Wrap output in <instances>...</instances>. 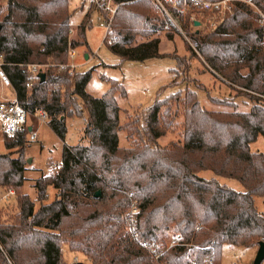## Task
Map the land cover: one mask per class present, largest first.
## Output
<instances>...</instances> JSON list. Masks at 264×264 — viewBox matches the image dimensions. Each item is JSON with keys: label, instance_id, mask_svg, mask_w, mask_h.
Listing matches in <instances>:
<instances>
[{"label": "trees", "instance_id": "16d2710c", "mask_svg": "<svg viewBox=\"0 0 264 264\" xmlns=\"http://www.w3.org/2000/svg\"><path fill=\"white\" fill-rule=\"evenodd\" d=\"M70 1L6 0L0 9L3 70L20 106L28 114L46 115L61 141L66 120L85 115L79 143L63 145L62 168L35 180L37 210L22 193L28 128L16 140L3 142L9 152L0 154V189L2 194L15 191L18 212L0 222V264H67L64 250L83 255L91 264H158L126 231L128 193L138 203V233L160 246L161 264H186L188 252L195 264H205L208 258L211 264H221L224 246L248 249L264 242V216L254 205V197L264 196V151L250 147L259 137L264 140V30L253 13L237 5L213 32L191 34L198 53L222 83L236 98L251 102L248 110L213 98L216 109L205 110L196 93L185 89L156 98L140 118L121 124L116 95L126 97L122 85L105 79L109 89L94 98L86 92L91 72L59 70L67 64L68 48L82 45L69 41ZM113 1L122 4L112 21L117 39L108 46L111 52L123 62L166 57L154 37L162 24L150 1ZM254 4L264 13V0ZM189 16L181 18L185 29ZM78 35L85 42L84 23ZM137 38L149 40L134 46ZM31 64L47 65L41 70L43 80L31 76ZM179 113L181 143L159 147L158 139ZM119 131L126 133V147L119 146ZM202 171L237 181L243 192L200 177ZM49 187L56 194L45 204ZM171 233L195 248L164 251Z\"/></svg>", "mask_w": 264, "mask_h": 264}, {"label": "rangeland", "instance_id": "374dc122", "mask_svg": "<svg viewBox=\"0 0 264 264\" xmlns=\"http://www.w3.org/2000/svg\"><path fill=\"white\" fill-rule=\"evenodd\" d=\"M5 3L6 0H0V9L5 6ZM89 4L90 0H71L69 3V13L71 15L69 29H72L73 33L69 34L68 31V36L70 35L71 41L82 44L75 49L77 55L75 59L76 68L71 73L91 72L86 92L94 98H100L109 89L110 85L105 79L115 80L124 87L126 97L120 98L116 95L117 104L120 108L119 118L121 124L126 121L134 122V120L140 118L141 113H145L153 105L156 98L162 100L180 90L183 93L185 89L193 90L196 93L200 106L205 110L216 109L211 103V98L234 102L239 110L244 111L250 108V101L241 97L236 98L235 92L229 90L222 83L221 77L207 66L200 54L199 56L195 54L187 42L173 32L161 31L154 36L159 38V51L161 54H165L166 57L143 62L121 61L108 48L111 44H107L106 41L103 42L105 30L99 26V23H101L99 12H103L96 10ZM253 15L255 16L254 13ZM83 23L86 29L85 42L78 35V27ZM183 29L187 35L191 36L189 26L188 29L184 27ZM167 33L172 36L171 39L167 37ZM206 33L211 32L205 28L202 29L201 34ZM148 40L137 38L133 45ZM85 56H87V60H85ZM46 66L44 65V67ZM3 91L6 93L4 99H12L13 94L9 90ZM1 92L2 90H0ZM2 100V97H0V101ZM173 108L175 107L173 106ZM84 120L85 117L82 115L67 119L65 139L61 141L49 128L47 122H40L36 114H30L27 117V124L37 130L38 139L36 142L24 145V158L31 160V163L26 164L27 170L24 173L25 181L22 193L27 194L29 199L34 202L35 210L39 207L34 188L35 180L41 175L51 173L54 169L53 165L61 160L63 145L72 147L79 143L85 128ZM182 122L183 117L179 113L165 136L158 139L157 144L159 147H167L170 143H181ZM118 137L119 146L126 147L128 145L126 133L119 131ZM250 147L253 152H262L264 151V140L259 137ZM8 152L0 144V154ZM13 156L17 157L15 153ZM199 176L204 179H215L219 184L225 185L236 192H243L242 186L237 181L215 176L210 171H202ZM2 192L3 190L0 189V222H8L18 212L17 199L13 197L8 203H5L1 198ZM55 194L56 191L49 187L47 189L48 199L45 204L52 202ZM254 205L257 211L264 216V196L254 197ZM256 252L257 246L248 249L224 246L221 264H253ZM63 253L67 264H91L83 255L71 254L67 250H64ZM261 264H264V261Z\"/></svg>", "mask_w": 264, "mask_h": 264}, {"label": "built area", "instance_id": "2783aa9c", "mask_svg": "<svg viewBox=\"0 0 264 264\" xmlns=\"http://www.w3.org/2000/svg\"><path fill=\"white\" fill-rule=\"evenodd\" d=\"M153 6L154 14L159 18L162 24L163 32H173L181 36L192 49V51L199 56L197 51V42L195 39L187 35L183 29V21L181 18L186 13H190L187 24L191 30L201 32L202 29H207L213 32L220 26L227 17L231 16L237 5H243L255 14V21L259 27L264 30V13L260 11L254 4V0H149ZM93 7L96 10L102 11L106 17L101 21L100 27L105 30L104 41L108 44H114L116 36L112 34V21L116 14V10L120 4H116L113 0H91ZM199 17V18H197ZM198 23V26H194ZM73 30L69 29V34ZM70 36V35H69ZM68 36V37H69ZM69 41H71L69 37ZM264 47V37L262 41ZM76 50L69 47L67 52V64L59 68V70L67 69L70 73L76 68L75 66ZM4 62L3 57L0 55V85L5 88H11L10 81L3 70ZM46 66V65H45ZM47 67V66H46ZM44 65L31 64L27 68L32 77L41 74V70L45 69ZM32 81L26 84L27 87L31 86ZM28 114L23 107L17 102L16 97L12 99H3L0 101V141L16 140L19 134L28 128L27 117ZM40 122H48V118L42 112L36 113ZM29 129V128H28ZM38 139L37 130L30 128L25 138L26 144L36 142ZM63 166L62 161H58L53 165L55 170L61 169ZM15 195L14 190H8L2 194V201L8 203ZM129 205L124 216L126 231L131 234L135 242L145 251L151 254L153 260L160 263L163 256V251L160 246L151 244L144 241L137 230V216H138V203L131 193L127 194ZM198 230V228H196ZM172 247H188L193 249L190 244H183L180 242V236L176 233H171L164 251H168ZM188 252L185 256L186 264H195L191 254ZM205 264H211V259L208 258Z\"/></svg>", "mask_w": 264, "mask_h": 264}, {"label": "water", "instance_id": "95a60500", "mask_svg": "<svg viewBox=\"0 0 264 264\" xmlns=\"http://www.w3.org/2000/svg\"><path fill=\"white\" fill-rule=\"evenodd\" d=\"M198 23H195L194 26H198ZM41 80L44 79V74H39L38 76ZM30 131V128L28 129ZM28 164L31 163V160H28ZM99 196V193L96 194V197ZM264 261V242H260L257 246V252L253 264H261Z\"/></svg>", "mask_w": 264, "mask_h": 264}, {"label": "crops", "instance_id": "0c3cea01", "mask_svg": "<svg viewBox=\"0 0 264 264\" xmlns=\"http://www.w3.org/2000/svg\"><path fill=\"white\" fill-rule=\"evenodd\" d=\"M89 6H93V4L91 3V0H90V4H89ZM100 13V15H101V17H102V13L101 12H99ZM100 16H99V18H100V22H101V19L102 18H105V17H102L101 18ZM99 26H100V23H99ZM103 42H104V39H103ZM108 44V43H107ZM113 45V44H112ZM76 58H77V55H76ZM88 58H87V56H85V60H87ZM0 90H2V92L0 93V97H2V99H4L5 97H4V95L6 94L3 90H9L12 94H13V97L12 98H15V92H14V90H13V88H12V86H11V88H5V87H2L1 85H0ZM11 99V98H10ZM82 116H84L85 117V115L83 114ZM69 119V118H68ZM85 121V120H84ZM28 128H32L31 126H28ZM0 144H2L3 145V142H1L0 141ZM3 147H4V145H3ZM4 149H5V147H4ZM6 150V149H5ZM4 154V153H3ZM28 162V161H27ZM27 169V168H26Z\"/></svg>", "mask_w": 264, "mask_h": 264}]
</instances>
